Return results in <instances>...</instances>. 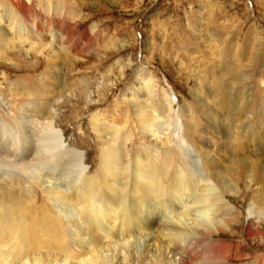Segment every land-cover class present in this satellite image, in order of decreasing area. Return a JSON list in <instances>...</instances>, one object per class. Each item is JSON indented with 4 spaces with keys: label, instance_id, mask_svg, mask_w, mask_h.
<instances>
[{
    "label": "rangeland",
    "instance_id": "374dc122",
    "mask_svg": "<svg viewBox=\"0 0 264 264\" xmlns=\"http://www.w3.org/2000/svg\"><path fill=\"white\" fill-rule=\"evenodd\" d=\"M13 2L0 0V28L8 35L0 37V119L5 121L20 102H41L39 108L57 102L61 124L56 127L64 131L65 144L86 154L85 164L92 169L86 180L90 176L98 189L103 183L114 184L104 151L110 129H119L123 161L117 170L122 189L116 206L121 215L129 213L132 200L138 202L130 199L132 193L141 196L130 177L137 172L135 157L159 174L163 187L159 200L177 196L171 183L182 180L187 187L174 199L179 202L175 206L168 203L167 209L159 210L141 205L142 211L152 209L164 217V210L168 221L179 222L185 229L180 239L168 237L166 231L146 239L147 229L134 221L128 226L131 231L102 248L103 259L97 264L120 260L122 264H264V213L256 204L262 185L252 179L256 163L264 162V0H33V4L20 0L18 7ZM27 5L31 10L24 15L19 9ZM144 95L147 104L170 118L171 124L174 119L179 122V137L202 160L204 169L212 154L219 155L213 157L215 162L226 154L242 159L248 178L234 168L237 178L229 177L233 185L228 191L218 184L214 190L210 185L205 189L206 177L198 180L196 170L187 166L168 128L143 135L133 122V104ZM91 121L106 130H95ZM97 168L105 174L101 180L92 176ZM7 177L6 184L0 180V208L6 205L2 212L15 208L18 216L12 210L14 216L8 212L6 218L16 222L26 199L25 182L16 175ZM32 190L38 200L35 207L40 204L51 213V203L43 201L39 188ZM211 195L220 204H211ZM137 206L131 214L137 213ZM172 248L179 254L167 259ZM75 254L68 247L70 257L54 258L50 264H80L81 258L84 264L90 259L94 263L91 255ZM41 255L13 263L35 264L39 256L40 264L48 262Z\"/></svg>",
    "mask_w": 264,
    "mask_h": 264
},
{
    "label": "bare ground",
    "instance_id": "6f19581e",
    "mask_svg": "<svg viewBox=\"0 0 264 264\" xmlns=\"http://www.w3.org/2000/svg\"><path fill=\"white\" fill-rule=\"evenodd\" d=\"M15 1H16V6L18 7L20 4L19 3L20 0H14V2ZM26 1L29 4H33V0H26ZM19 10L24 15L28 14V12L31 10L30 5H27V7L25 8L23 7V9H19ZM68 11H67V15L72 17L74 14L71 15V13L70 12L68 13ZM3 36L6 38L8 35L6 32H3L2 28H0V37L2 40H3ZM9 40L6 39L5 41L10 42ZM68 47L70 46L68 45ZM65 52L67 53V51ZM69 63L71 62L69 61ZM71 64L70 66H73ZM45 70L46 69H44V71ZM146 96L147 95H144L140 97L139 100H135L133 107L135 108L136 117H133V122H135L137 128L141 129L143 135H148V134L154 135L152 129L159 130L162 128L164 130V128L166 129L168 128L171 134L177 138V143L180 145V149L185 157V161H186L185 163L187 164V166L191 167L192 170L194 171L196 170V175H197L196 177H198V180H201L202 179L201 177L204 178L206 177L204 180H202L204 181L205 189H209L206 187L210 185V188H212L211 190H214L215 184H218L217 187L219 189H222V191L225 192L228 191V189L231 187V184L233 185L232 180L230 181L229 177L232 178L234 176L237 178L238 173L233 171L234 168H239L240 171L242 173H245V176L248 178L249 170L245 169L246 166L245 163L241 161L242 159L238 160L237 158L234 157L237 160H233L231 159L232 157L229 158L228 156H226V154H223V158L221 159V161L217 159L216 162L215 159L213 160V157L216 156L217 154H212L211 160L207 161L209 162V164L205 166L206 170L211 169L210 172H207L204 169V165L201 166L203 164L202 160L198 158V156L191 148V146L183 142L179 137V132H181L180 131L181 125L179 124V122L176 119H174L173 123L171 124V122H169L170 118H166L164 115H160L159 110L156 109L153 110L151 106L147 104V99L145 98ZM85 97L88 96L85 95ZM77 101L79 102V100ZM20 103L21 104H19L17 107L16 106L12 107V110H10L7 116H5L6 117V120L4 119L5 121H2L0 119L1 183L2 184L7 183L6 182V178H8L7 176L16 175L19 178H21V180H24L25 188L23 189L24 190L23 194L26 195V199L24 201L22 200L23 202L21 205V210L19 209L20 205L18 207V210L21 211L20 213L21 218L19 221L18 220L16 222L12 220L8 221L6 218L8 212L10 216H14L11 214L14 213L12 212V210H14L15 212L17 211L15 210V208L11 209L10 207L11 211L8 212L6 211V209L5 212H2L1 209V208H7L5 207L6 205L4 207L1 206L0 208V264H14L13 259L22 260L23 257L35 256L36 253L42 254L41 256H44V260L48 261V262H42L41 264H50L51 262H53L54 258L58 260L67 258L69 256L67 255L68 247L72 248L75 253H78L75 255H77L79 258L80 256L81 257L82 256L89 257L90 255L93 256L94 263L97 264V262H101L103 259L99 255L103 250L102 248L109 247V245L112 243V241L115 238L116 239L119 238L117 236L121 237L123 234H126L125 231H127L128 229L130 230L131 227L130 225H133L132 223H134V221L136 222L140 221L138 224L144 225L143 226L144 229H147V232H144L143 234L146 239L151 240L155 232L159 233V231L160 232L166 231L168 237H172L173 239L181 238L180 235L182 233L184 234L183 230L185 231V229L178 226L179 222L174 223V222H170V220L168 221L167 215H165L166 212H164V210L161 211L164 217L161 214H159L158 211H155L154 213L152 209L142 211L141 205L143 203L144 204L146 203L147 205H153L154 209H159V210H162L163 208L167 209V207L165 206H168V203L174 204L175 206L179 202H175L174 199H176V197L178 196H181V192L184 191L185 188H187L184 181L179 180L177 182L178 186L176 184L171 183L170 184L172 186L171 191L177 194V196L175 197L172 196L171 198L165 197L166 200L163 199L162 201L161 198H163L162 197L163 195L161 196L162 194L161 192L163 190V187L158 177L159 174H156V171H151L149 168L144 166L143 165L145 162L144 160L140 159L139 157H135L138 158V160H136L135 162L136 165L134 166L135 167L137 166L138 168H137V172H135L136 174L130 175V177L132 178V181L134 183L133 190L136 189L141 196L135 197L132 193L129 196L130 199L131 197L132 199L137 198L138 202H134L132 200L133 206H129V210H128L129 213L126 214L123 213L121 215L120 214L121 212H118V208L116 206L119 200L118 199L119 197L117 198V196L119 195L122 189L120 186L122 185V183L121 180H119L118 177L119 172L117 170L119 163L123 161V157L121 156L122 152L120 153L121 155L119 154L120 143L118 142V136L121 134L119 129L117 128L110 129L111 136L108 135L109 137L106 138L108 145L105 142L106 146L108 147L107 148L104 147L106 149L104 151L105 161L108 162V164L111 166L109 168L110 170L109 177L113 180L114 184L116 185H114L113 183L112 184L103 183L101 184V189H98L100 185H98V183L96 184L95 183L96 181L93 182L92 181L93 179L90 176L89 179L86 180V178H88L89 172L92 171V169H88L85 164L86 163L85 161L87 160L85 159L86 154H83V152H80L79 149L72 147L73 145L70 146V144H65L64 134H63L64 131L56 127L57 126L56 124H59L61 122V119H59L60 117L57 118L58 116L56 113L57 110L55 109L56 107L55 105H57V102L54 101V103H52L51 105L49 104L50 106H48V103H42L41 108H39L40 106L39 104L41 102L40 103L32 102V103H24V104H22V102ZM158 105L159 104H157V106ZM88 108L92 109V106L90 105L88 106ZM93 122H92V126L95 130L97 129L98 130L100 129V131L106 130L105 128L99 126L97 122H96L97 124ZM126 125L128 124H125L124 126ZM261 127L264 128L263 126ZM96 133L98 134V132ZM122 134H125V132H123ZM116 140H117V144H116ZM102 168L103 167H101V169ZM201 168H203L205 171H203ZM101 169L98 172V168H97V171L95 170V173L92 174V176L96 177L95 180H101V178H103L104 173L103 174L101 173ZM209 175H211L212 179L207 178V176ZM105 179H107V177ZM252 179L258 181L259 184L262 185V187L260 185L261 190L259 191L261 198L258 197L256 204L259 207V209L262 210L261 212L264 213V162H261L260 164L256 163V168L254 170V177ZM18 183L20 185V182ZM32 187L33 189L39 188V191L42 194L43 201L46 200V202L51 203V205L49 206H51L52 208L51 209L52 214L48 213L49 209L47 211V209L45 210V208L44 209H42V207L40 208L39 207L40 204L38 205V207H35L36 206L35 203L36 202L38 203V200L35 201L36 197L35 194H33ZM19 195L21 197V194ZM103 196L105 197V199L102 200L101 197ZM159 197H161L160 203H159L160 201ZM209 200L211 204H217V205L220 204L219 200H217V198L214 199L212 195L211 198H209ZM120 204L123 205L124 201H121ZM125 205H123V207ZM136 205H138L137 207H139V210L136 209L137 213H134L133 215L131 214L132 213L131 208L135 207ZM200 208H201L200 210L201 212L205 210L204 206ZM14 214L18 216L17 212ZM7 217H9V215ZM13 220L15 219L13 218ZM59 222L63 224H60ZM128 226L130 227L128 228ZM127 234H130V232L128 231ZM178 241L175 242L176 245L174 246L178 247ZM178 254L179 253L175 252L174 248H172L171 250L169 249L168 252H166V258L171 259L173 256L175 257ZM39 258L40 256L36 257L37 264H40ZM122 262H123L122 260L118 262L116 261L115 264H122ZM79 263L84 264L85 263L84 259L81 258L79 260ZM94 263H92L90 259L89 263L87 264H94Z\"/></svg>",
    "mask_w": 264,
    "mask_h": 264
}]
</instances>
